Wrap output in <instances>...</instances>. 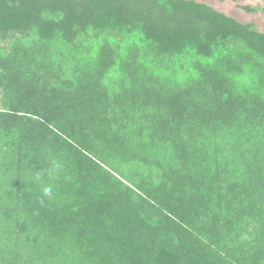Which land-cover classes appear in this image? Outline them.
I'll return each mask as SVG.
<instances>
[{
    "label": "trees",
    "instance_id": "1",
    "mask_svg": "<svg viewBox=\"0 0 264 264\" xmlns=\"http://www.w3.org/2000/svg\"><path fill=\"white\" fill-rule=\"evenodd\" d=\"M0 264H264V31L0 0Z\"/></svg>",
    "mask_w": 264,
    "mask_h": 264
},
{
    "label": "rangeland",
    "instance_id": "2",
    "mask_svg": "<svg viewBox=\"0 0 264 264\" xmlns=\"http://www.w3.org/2000/svg\"><path fill=\"white\" fill-rule=\"evenodd\" d=\"M208 3L242 22L252 23L255 28L264 31V0H197ZM245 7H250L248 10ZM255 9V10H254Z\"/></svg>",
    "mask_w": 264,
    "mask_h": 264
}]
</instances>
